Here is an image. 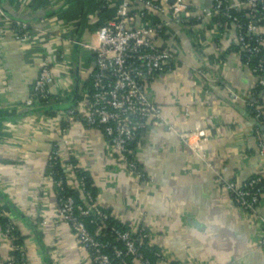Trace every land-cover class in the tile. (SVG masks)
I'll return each instance as SVG.
<instances>
[{"label": "crops", "instance_id": "0c3cea01", "mask_svg": "<svg viewBox=\"0 0 264 264\" xmlns=\"http://www.w3.org/2000/svg\"><path fill=\"white\" fill-rule=\"evenodd\" d=\"M186 1L193 8V22L171 23L154 36L156 45L170 50L175 61L168 72L145 81L147 96L161 108L165 125H150L139 138L135 154L146 175L139 180L102 130L81 122L71 125L70 153L61 145L63 123L56 117L22 116L46 63L53 71V97L87 113L95 71V54L87 45L117 16L118 2L0 0L11 21L31 27L29 40L21 43L14 25L0 18V203L2 214L27 237L29 264H92L58 217L55 186L46 176L57 146L65 167L77 162L89 173L102 210L132 230H148L153 244L167 254L163 264H264V196L258 214L249 216L223 187L224 181L243 184L264 178V157L255 136L258 124L243 104L233 101L238 95L249 102L257 77L231 51L237 45L233 27L198 19L214 0ZM169 17L151 14L149 22ZM144 25L139 19L137 26ZM199 131L205 138L185 142L188 134ZM67 184L78 191L75 178ZM10 251L0 223V264L8 261Z\"/></svg>", "mask_w": 264, "mask_h": 264}, {"label": "built area", "instance_id": "2783aa9c", "mask_svg": "<svg viewBox=\"0 0 264 264\" xmlns=\"http://www.w3.org/2000/svg\"><path fill=\"white\" fill-rule=\"evenodd\" d=\"M109 2V0H106ZM111 1V0H110ZM119 4L115 18L105 22L99 29L96 39L87 48L95 54V71L92 77V90L88 97L90 102L87 113L77 109L59 114L56 119L63 123L61 127V145L73 152L68 128L81 122L88 128H97L105 134L112 150L125 164L127 170L139 180L146 175L141 170L133 145L148 126L162 127L165 125L161 108L153 104L147 96L145 81L159 74L168 72L175 61L173 53L168 49L159 48L154 36L161 34L171 23L184 24L194 18L193 9L186 0H115ZM250 10L251 19L243 22L232 14L233 10ZM222 10L223 14L232 20L236 30L237 45L243 47L245 54L244 65L257 77L259 85L264 86V0H242L234 5L230 0H214L213 6L198 16L215 18ZM151 14L169 15L167 21H150ZM0 18L9 20L15 27L17 39L25 43L30 38L31 27L25 22L11 21L0 9ZM144 20L146 25L137 26L138 20ZM254 45L249 46L250 41ZM262 54L261 62L251 67L254 58ZM258 74H262L259 75ZM54 76L52 67L46 63L40 70L30 95L25 100L28 109H34L41 101H49L53 97ZM235 103L243 104L246 112L258 124L255 136L258 141L259 154L264 157V104L244 102L238 95H233ZM205 138L203 131L190 133L185 137L187 144H192V137ZM60 162L61 154L53 149L49 157V164ZM66 173V183L54 182L56 188L63 189L69 178L76 179L77 189L84 197L85 203L78 204L74 196L59 200L58 217L61 223L73 232L78 245L86 251L92 264H163L168 260L167 254L160 249L154 253L156 261L147 258L143 252V245L148 240V246H155L151 235L145 227L137 230L123 231L111 227L112 240L99 238L106 227V221L113 217L110 212L102 210L94 202L92 193L88 190V176H79L81 166L70 164L63 166ZM51 178V177H50ZM52 179V178H51ZM53 180V179H52ZM263 177L251 178L243 184L236 181L223 182V187L232 197L235 205L249 216L258 214V208L264 196L261 185ZM68 186V184H67ZM0 215L2 214L0 203ZM97 217L101 222L92 220L97 228L93 233L87 220ZM264 229V214L260 217ZM15 223L9 219L5 228V235L13 246ZM22 264H27L26 254L22 256ZM7 264H16L11 256ZM177 264H185L178 262Z\"/></svg>", "mask_w": 264, "mask_h": 264}, {"label": "trees", "instance_id": "16d2710c", "mask_svg": "<svg viewBox=\"0 0 264 264\" xmlns=\"http://www.w3.org/2000/svg\"><path fill=\"white\" fill-rule=\"evenodd\" d=\"M193 9V8H192ZM224 10H222L215 18H212L214 21H216L219 25H221L223 28H225V25H232V20L227 18L224 14H223ZM250 10H241V11H236L233 10L232 14L234 17L239 18L240 20H242L243 22H246L248 20L251 19L250 15ZM192 21V19L190 20ZM196 22V20H194ZM23 22V21H21ZM193 22V21H192ZM187 21L184 23L186 24ZM227 29V28H225ZM165 31V30H164ZM163 31V32H164ZM162 32V33H163ZM254 41H250L249 42V46L254 45ZM232 52H236L240 55L242 61L245 63V54L246 52L243 50V47L236 45L233 48H231ZM264 55V52H263ZM262 54L259 55L258 57L254 58V60L251 63V67L254 68L255 66H257L262 59ZM264 74V73H262ZM262 74H258L262 75ZM263 99H264V86H261L259 84H257V87L253 90V96L252 98L249 100V102H254V103H258L260 105L263 104ZM72 106H68V105H63L61 104L58 100L55 99V97H52L49 101H41L39 103V107L35 108V109H29L27 110V112L25 113L24 116H37V115H46L48 117H57L59 114L62 113H66L69 110H72ZM261 132L264 135V129L262 128V126L259 127ZM138 143V142H137ZM137 143L135 145H133V149L136 150L137 147ZM55 150H58V146L54 148ZM76 164L77 162H73V164ZM78 164V163H77ZM64 165L60 162H53L51 164L48 163L47 165V170H46V176L47 177H51L53 179L54 182H59V181H63L64 183H66V173L64 170ZM79 176H88L87 179V186H88V190L92 193L94 202H96L97 199V194H96V190L92 187L93 183L92 181L89 179V173L81 170L80 173H78ZM256 178V177H254ZM261 185L264 187V178L263 181L261 183ZM55 191L57 194V198L58 201L62 198H67L70 196H74L77 200L78 204H83L84 202H82L80 200V192L76 191V190H72L69 186H67V184H65L63 189L60 188H56L55 187ZM95 220L97 221V223L101 222L100 220L97 219V217L91 216L88 220H87V225L89 227V229L94 233L97 226L96 224H92L91 221ZM9 222V218H6L5 216L0 215V223L5 231L6 225ZM106 227L101 236H99V238H101L102 240H112L113 236L110 232V228L111 227H117L120 230L123 231H127V230H131L128 226V224L122 223L119 220L115 219L114 217H110L107 221H106ZM26 239L27 237H25L24 235H22V233L19 231V229L17 228V226L15 227V231H14V240H13V246L15 247V250H11L10 251V256H13L15 259V263L16 264H22V256L25 252L26 254V262L27 264H29L28 259H27V253H26ZM160 251V248H158L157 246H152L149 247L148 246V240L145 241L144 245H143V252L145 254V256L149 259H151V261L155 262L156 261V257L154 256V253ZM8 262L6 261L3 264H7Z\"/></svg>", "mask_w": 264, "mask_h": 264}, {"label": "water", "instance_id": "95a60500", "mask_svg": "<svg viewBox=\"0 0 264 264\" xmlns=\"http://www.w3.org/2000/svg\"><path fill=\"white\" fill-rule=\"evenodd\" d=\"M174 2V0H170V3H173Z\"/></svg>", "mask_w": 264, "mask_h": 264}]
</instances>
